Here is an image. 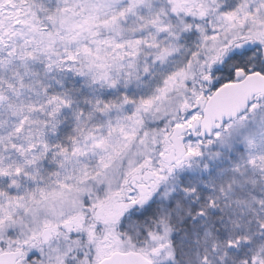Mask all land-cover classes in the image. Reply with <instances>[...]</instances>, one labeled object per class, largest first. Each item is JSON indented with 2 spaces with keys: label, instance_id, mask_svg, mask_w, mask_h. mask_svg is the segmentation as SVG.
Instances as JSON below:
<instances>
[{
  "label": "snow or ice",
  "instance_id": "1",
  "mask_svg": "<svg viewBox=\"0 0 264 264\" xmlns=\"http://www.w3.org/2000/svg\"><path fill=\"white\" fill-rule=\"evenodd\" d=\"M0 264H264V0H0Z\"/></svg>",
  "mask_w": 264,
  "mask_h": 264
}]
</instances>
